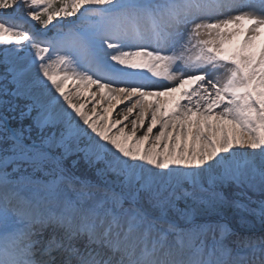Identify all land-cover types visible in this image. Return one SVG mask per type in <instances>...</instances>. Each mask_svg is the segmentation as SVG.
Returning <instances> with one entry per match:
<instances>
[{
	"label": "snow or ice",
	"instance_id": "6c2138e0",
	"mask_svg": "<svg viewBox=\"0 0 264 264\" xmlns=\"http://www.w3.org/2000/svg\"><path fill=\"white\" fill-rule=\"evenodd\" d=\"M0 264H264V0H0Z\"/></svg>",
	"mask_w": 264,
	"mask_h": 264
},
{
	"label": "bare ground",
	"instance_id": "6f19581e",
	"mask_svg": "<svg viewBox=\"0 0 264 264\" xmlns=\"http://www.w3.org/2000/svg\"><path fill=\"white\" fill-rule=\"evenodd\" d=\"M70 86H71V84H70ZM68 90H69V89L66 88V91H68ZM72 91H73V93H75L76 89L73 87V88H72ZM85 97H87L88 99H85ZM83 99H84L85 101H87V103H89V102H90V92H84V96L81 97L80 102H81ZM158 130H159V126H157V128L154 129V131H153V135H155V133H156ZM138 134H141V133H138Z\"/></svg>",
	"mask_w": 264,
	"mask_h": 264
},
{
	"label": "rangeland",
	"instance_id": "374dc122",
	"mask_svg": "<svg viewBox=\"0 0 264 264\" xmlns=\"http://www.w3.org/2000/svg\"><path fill=\"white\" fill-rule=\"evenodd\" d=\"M71 84V82H70ZM93 90H94V86H92ZM81 103H87V101H85L84 99L81 101ZM139 135V134H138Z\"/></svg>",
	"mask_w": 264,
	"mask_h": 264
}]
</instances>
